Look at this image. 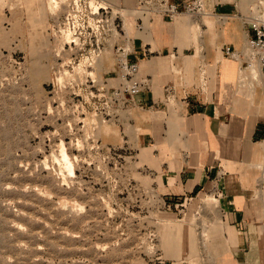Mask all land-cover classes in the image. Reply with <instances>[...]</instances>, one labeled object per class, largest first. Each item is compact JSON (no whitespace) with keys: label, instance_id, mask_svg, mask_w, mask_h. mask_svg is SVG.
Masks as SVG:
<instances>
[{"label":"rangeland","instance_id":"obj_1","mask_svg":"<svg viewBox=\"0 0 264 264\" xmlns=\"http://www.w3.org/2000/svg\"><path fill=\"white\" fill-rule=\"evenodd\" d=\"M64 11L0 0V264H218L221 197L162 202L124 108L91 97L84 59L66 65Z\"/></svg>","mask_w":264,"mask_h":264},{"label":"crops","instance_id":"obj_2","mask_svg":"<svg viewBox=\"0 0 264 264\" xmlns=\"http://www.w3.org/2000/svg\"><path fill=\"white\" fill-rule=\"evenodd\" d=\"M108 1L126 8L130 60L145 81L123 119L135 129L146 180L169 207L218 193L226 249L218 264H264V71L242 85L239 62L225 52L253 37L246 17L256 0H204L206 14L198 17L153 13L142 30L132 11L138 0ZM98 71L107 87L119 86L112 49Z\"/></svg>","mask_w":264,"mask_h":264},{"label":"built area","instance_id":"obj_3","mask_svg":"<svg viewBox=\"0 0 264 264\" xmlns=\"http://www.w3.org/2000/svg\"><path fill=\"white\" fill-rule=\"evenodd\" d=\"M61 4L65 11L55 27L60 51L71 56L66 65L73 71V59L79 62L84 59L86 82H91L87 85L92 89L91 97L102 101L108 107L118 104L124 108L145 86V81L137 76L138 61L130 60V38L124 33L126 8L114 5L108 0H61ZM132 11L138 18L136 26L141 30L153 13L163 14L170 19L180 14L192 17L206 14L204 0H138ZM246 22L254 31L253 37L242 49L226 46L225 52L239 62V82L242 85H253L264 71V0H256L252 4ZM108 48L116 56L120 79L119 86L114 88L107 87L103 81H98L97 84L92 76L95 70L98 71L97 61ZM69 74V70L63 73L71 77ZM183 202L186 199L176 201L175 206L183 205Z\"/></svg>","mask_w":264,"mask_h":264},{"label":"bare ground","instance_id":"obj_4","mask_svg":"<svg viewBox=\"0 0 264 264\" xmlns=\"http://www.w3.org/2000/svg\"><path fill=\"white\" fill-rule=\"evenodd\" d=\"M59 79H60V78H59ZM63 151L66 153L65 147L62 149V152H63ZM66 158H67V157H66Z\"/></svg>","mask_w":264,"mask_h":264}]
</instances>
